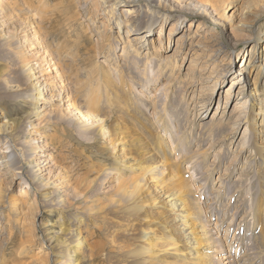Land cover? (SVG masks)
I'll return each mask as SVG.
<instances>
[{
    "label": "bare ground",
    "instance_id": "1",
    "mask_svg": "<svg viewBox=\"0 0 264 264\" xmlns=\"http://www.w3.org/2000/svg\"><path fill=\"white\" fill-rule=\"evenodd\" d=\"M229 1L193 0L185 4L182 10L165 6L163 0H100L101 5L108 4L112 8L108 16L109 23L119 28L123 25L126 29L124 41L113 33L111 58L115 61L114 66L119 72V80L113 85L109 81H104V89L90 87L88 92L92 96L93 93L96 94L95 91L98 93L101 91V96L106 99L113 96L123 99V105L118 109V116L108 121L105 117L86 114L68 97L63 96L61 85L56 82L58 79L62 82V73L57 67L49 66L43 57L40 44L45 49L47 47L43 41H35L37 30L29 33L30 22L27 17L20 19L17 26L14 24L15 26L13 25L8 32L4 31L5 26L10 28L9 20L12 22L16 19L15 15L20 9L19 3L6 7L4 0H0L2 27L0 42L8 46L11 59L14 61V70L24 79V83L20 80L15 84L12 81L13 77L16 78L15 73L0 75V84L4 87V92L10 94L12 101L18 104V107L9 111H20L19 118L0 123V135L5 134L0 139V210L9 209L14 214L7 215L4 223V226L7 224L9 227L8 241L13 247L11 250L13 255L9 256L10 259L5 260L4 264H30L27 256L28 246L34 242L32 237L21 239L18 245L16 242L17 236L13 224L19 221V211L29 202L15 193L9 196L4 186L5 184L12 186L17 179L24 180L19 185L20 191L26 192L29 184L35 188L36 198L40 199L39 204L44 207H58L62 211L71 209L74 205L70 201L72 197L76 198L78 204L83 201L89 203L90 214L95 217L92 219L97 220V224L104 223L106 227L101 231L100 240L95 242L92 235L94 231L90 233L88 223L85 229L49 228L44 240H52V245L50 244L52 263L45 257L44 264H86L90 259L105 253L107 247L117 252L115 247L122 250V256H126L122 261L125 264H215L217 257L225 261L231 258L222 253L224 248L218 246L209 222H204L205 218L201 217L195 190L184 169V165L192 163L197 159L198 154L190 149L192 144L188 142H185L188 150L185 155L172 154L174 147H171L161 134L163 129L169 130V128L166 119L160 115L157 108H154L156 122L150 118L141 120L140 113H137L140 109L135 105L136 101L132 100L135 91L134 87H130L132 84H129L133 79L127 73L129 68L126 66L127 63L129 65L134 62L137 65L138 59H141L140 64L143 67L141 70H145L152 67L151 63L155 61L154 66L157 69L155 78L159 82L166 78L169 84L173 83V72L180 68L179 61L184 60L186 54H181L180 58L173 54L165 59L154 53L155 50L160 52L168 48L163 39L165 30L170 24L169 38L170 35L183 32L178 40L183 39L184 46L189 44L186 51L189 55L193 50L204 46L209 50L210 44L202 43L207 36H215L218 44L214 52L216 56L226 51L231 56H238L240 53L231 52L229 47L235 48L243 42L242 40H252V38L244 39L242 36L245 32H250L253 25L243 18L232 20L227 16L222 6L227 2L228 8ZM257 1V9L252 15L255 20L263 19L261 23L263 28L258 31L250 59L243 60L238 73L240 76L245 75L246 86H250L249 93H246V97L251 99L250 108L244 119L246 124L250 125L252 134L249 147L254 150V155L250 157V161L252 166L257 168V175L261 179V192L255 205L257 226L254 229L257 247L264 252V169L262 167L264 145L258 144L259 140H264V80L260 81L259 87L249 80L257 62L262 63L257 79H262L264 75V2ZM9 3L16 1L11 0ZM121 3L124 4L120 5ZM122 7L124 9H120ZM117 8L121 13L116 14ZM197 17L204 18L210 24L208 25L210 32L207 31L209 33L206 36L202 37L200 32L205 28L206 23L197 21ZM157 21L159 25L154 27ZM194 24H198L196 30L192 29ZM222 25H225V29L221 34L217 29ZM156 28H159L157 38H155ZM120 43L126 57L123 61L116 53ZM124 61H126L125 66H123ZM229 67H233V64L228 63L227 71L232 69ZM94 78L99 81L103 77L97 74ZM222 79L224 80V77ZM157 80L154 81L158 82ZM218 83L219 80L216 81V86ZM236 83L238 81L234 82ZM123 94L128 95L130 99L124 100L126 97L123 98ZM141 96L143 97L142 93L140 99ZM211 98L212 96H208L205 99L204 108H201L203 114L207 111L205 109L209 106ZM68 114L79 128L91 134L93 138L98 139L104 135L107 141V143L104 141L100 147L102 154L109 152L112 157L109 167L104 161V164L100 165V170H103L105 178H108L107 181L110 183L108 186L105 185L103 195L94 193L89 196L87 188H83L81 182L73 185L68 166L62 164L61 160L58 162L45 144L41 145V142H44L41 139L45 136L42 127H47L53 121H64L68 118L66 117ZM218 117L213 120V124L223 122V117ZM86 121L89 124H83ZM224 121L230 123V117ZM202 125L206 126V122ZM20 128L25 132L22 138L17 137ZM233 132L234 129L228 130V134L224 131V140H229V134L232 135ZM174 141L180 147L185 137L179 136ZM155 194L157 195L154 198ZM167 207L174 213L172 225L168 224ZM75 217L80 218L77 215ZM75 222L79 223L76 220ZM103 237L105 241L102 240ZM221 254L222 256L219 257ZM7 255L9 253L1 254V256ZM227 263L229 261L225 262Z\"/></svg>",
    "mask_w": 264,
    "mask_h": 264
},
{
    "label": "rangeland",
    "instance_id": "2",
    "mask_svg": "<svg viewBox=\"0 0 264 264\" xmlns=\"http://www.w3.org/2000/svg\"><path fill=\"white\" fill-rule=\"evenodd\" d=\"M10 1L4 0V6L19 3L20 11L15 15L16 19L12 22L9 20L10 28L5 26L4 31L8 32L14 24L17 26L20 19L28 18L29 33L37 30L35 41H43L47 47L45 49L40 44L43 57L49 66L57 67L62 73V82L60 79L56 82L61 85L63 96L68 97L86 114L105 117L108 121L117 117L118 109L123 105V99L115 96L106 99L101 96V91L99 93L95 91L96 94L93 93L92 96L88 94L90 87L104 89V81H109L113 85L119 80V72L115 69V61L111 58L113 57L111 51L113 33L124 41L126 29L123 25L119 28L109 23L108 16L112 8L108 4L101 5L100 0H14L16 3H9ZM191 1L193 0H163V3L167 7L184 10L183 6ZM229 2L228 8L227 2L222 6L227 16H230L232 20L243 18L253 25L251 31L245 32L242 36L244 39L252 38V40H242L243 42L235 48L229 47L231 52L240 53L238 56H231L228 51L216 56L214 52L218 44L215 36H207L202 43L205 45L208 42L209 50L204 46L193 50L189 55L186 53L189 44L184 46L183 39L178 40L183 32L170 35L169 38L170 24L165 30L163 39L168 48L160 52L155 50L154 53H158L157 56H163L165 59L173 54L179 58L181 54H186L184 60L179 61L180 68L173 72V83L169 84L168 79L165 78L159 84L160 82L155 78L157 73L155 61L151 63L152 67L145 70H141L143 68L140 64L141 59H138L137 65L135 62L128 65L124 61L123 66L125 64L128 66L127 73L133 79L129 85L132 84L130 87H134L135 96L132 100L136 101L135 105L140 109L137 113H140L141 120L150 118L156 122L154 108H157L160 115L166 119L169 128V130L163 129L161 134L171 147H174L172 154L185 155L188 151L185 142L191 143L190 149L198 154L197 159H194L192 163L184 165V169L195 190L201 217L205 218L204 222H209L218 246L224 248L222 253L231 257L226 261L219 260L217 257L215 264L219 262L221 264L222 261V264L228 261L227 264H264V252L257 247L254 229L257 226L255 205L261 192V179L257 175V168L253 167L250 161V157L254 155V150L249 147L252 134L250 125L246 124L244 119L250 108L251 99L246 97L250 86H246L245 75L240 76L238 73L243 60L246 61L251 57L258 31L263 28L261 26L263 19H253L252 12L257 9V0H230ZM120 9L117 8L116 14L121 13ZM196 20L202 24L206 23L205 28L200 31L202 37L206 36L210 32L208 29L210 24L204 18L197 17ZM158 25L157 21L154 27ZM197 27L198 24H194L192 29L196 30ZM0 29H2L1 26ZM224 29L225 25H222L217 31L222 34ZM158 33L159 28H156L155 38ZM116 53L122 61L126 58L121 43ZM228 63L233 64V67H229L232 68L230 71H227ZM261 65L260 62L256 63L249 79L257 87L260 86V81L264 80V75L262 79H257ZM14 69V61L11 59L8 46L0 42V75L4 73L11 75L13 72L16 78L13 77L12 81L15 84L20 80L24 83V79L16 74ZM53 74L56 76L55 70ZM97 74L103 77L99 81L94 78ZM218 80L219 83L216 86ZM235 81L238 83L234 84ZM140 93L143 94L141 99ZM208 96H212L211 102L203 114L201 108H204L203 103ZM124 97H126L124 100L130 99L126 94H123ZM15 104L17 103L12 101V96L4 92V87L0 84V123L19 118V110L9 111L11 108L18 107V104ZM217 116L223 117V122L213 124ZM66 117L68 118L64 121H53L47 127H42V130H45V136L41 139L44 141L41 145L45 144L58 162L61 160L62 164L68 166L70 181L73 185L81 182V186L87 188L89 196L94 193L103 195L105 185L108 186L110 183L107 181L108 178H105L103 170H100V165L104 161L109 167L112 162L111 154L109 152L102 154L100 149L104 141L105 143L107 141L104 135L98 139L93 138L91 134L77 126L71 115L68 114ZM229 117L230 123H226L224 120ZM203 122H206V126L202 125ZM83 124L89 123L86 121ZM232 129L234 132L232 135L229 134V140H224L223 132L228 134V130ZM24 134V129L20 128L17 137L22 138ZM4 135L1 134L0 139ZM182 135L185 141L181 142L179 147L174 140ZM258 144L264 145V140H259ZM262 167L264 169V164ZM23 182L24 180L17 179L12 186L5 184L4 187L9 196L15 193L29 202L19 211V221L13 226L17 245L21 239L29 237H32L34 241L28 246L27 256H29L30 264H44L45 257L52 263V240H44L49 228L85 229L88 223L90 233L94 231L92 234L94 242L100 240L101 231H104L106 227L104 223L97 224V220H93L95 217L90 214L89 203L83 201L78 204L76 198L72 197L70 201L74 205L71 209L62 211L58 207L47 208L39 204L40 199L36 198V191L32 185L27 186L26 192L20 191L19 185ZM4 183L8 184L6 181ZM108 198L110 199L109 196ZM167 209L168 224L172 225L174 213L169 207ZM7 215L14 214L9 209L0 210V264H4V261L9 260V256L13 255L11 252L13 247L8 241L9 227L7 224L4 226ZM76 215L80 218H76ZM71 217L75 218L72 220ZM81 219L82 222H80ZM92 220L93 222L89 223ZM43 222L45 224H42ZM96 225H98L97 228ZM102 240L105 241L104 237ZM115 248L118 252L107 247L105 253L90 259L86 264H125L122 262L126 257L122 256L123 251L118 247ZM1 252L9 253V255L1 256ZM221 256L222 254L219 255Z\"/></svg>",
    "mask_w": 264,
    "mask_h": 264
}]
</instances>
